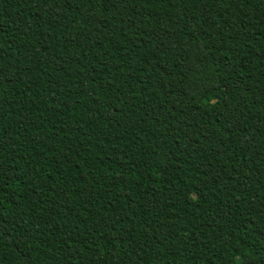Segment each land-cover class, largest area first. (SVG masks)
Listing matches in <instances>:
<instances>
[{"label":"trees","instance_id":"1","mask_svg":"<svg viewBox=\"0 0 264 264\" xmlns=\"http://www.w3.org/2000/svg\"><path fill=\"white\" fill-rule=\"evenodd\" d=\"M0 264H264V0H0Z\"/></svg>","mask_w":264,"mask_h":264}]
</instances>
